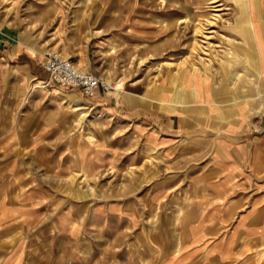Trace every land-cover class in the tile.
<instances>
[{
    "label": "crops",
    "instance_id": "1",
    "mask_svg": "<svg viewBox=\"0 0 264 264\" xmlns=\"http://www.w3.org/2000/svg\"><path fill=\"white\" fill-rule=\"evenodd\" d=\"M245 4L247 25L240 39L246 45L237 55L221 59L213 70L184 71L141 100L130 96L123 104L114 95V101H105L107 114L122 121L120 139L65 137L61 123L38 120V101L11 121L3 112L9 102L2 99L11 90L0 86V264H31L30 246L42 242L40 232L47 222L76 241L78 201L71 197L70 207L63 209L68 198L62 180L115 164L117 154L128 157L129 141L141 148L164 149L169 157H184L189 169L179 224L182 248L160 264H193L198 257L204 258L199 264H264V0ZM6 55L5 60L32 72L30 53ZM79 68L98 73L89 53ZM17 78L24 83V75ZM100 97L102 92L89 98ZM32 129L39 132L30 139ZM31 149L39 156L33 161ZM169 189H152L153 203L169 195ZM139 208L126 203L110 211L94 209L92 224L100 225L102 218L104 237H111L114 228L126 237L128 227L138 222ZM112 217L118 219L117 227Z\"/></svg>",
    "mask_w": 264,
    "mask_h": 264
},
{
    "label": "rangeland",
    "instance_id": "2",
    "mask_svg": "<svg viewBox=\"0 0 264 264\" xmlns=\"http://www.w3.org/2000/svg\"><path fill=\"white\" fill-rule=\"evenodd\" d=\"M245 2L0 0V80H4L0 86L11 90L2 98L9 102L3 112L17 121L16 114L38 101L42 108L38 120L61 123L65 137L79 134L95 140L120 139L122 121L107 114L105 101H114V95L123 104L129 103L130 96L141 100L153 87L176 80L184 71L213 70L221 59L237 55L246 45L240 39V30L247 25ZM47 50L70 58L77 67L89 53L98 68L95 74L102 75L111 90L92 99L80 89L47 82L49 75L40 64ZM23 51L32 57V72L3 58L6 53ZM21 75L24 83L17 78ZM15 79L18 82L10 81ZM37 132L32 129L30 139ZM127 149L129 156L117 154L115 164L94 169L90 175L79 171L75 178L62 180L63 195L68 198L63 209L70 207L71 197L78 201L76 241L65 233L60 235L47 222L40 232L42 242L30 246L28 263L70 264L72 255L77 254L71 263L160 264L181 251V204L189 186L184 157H169L164 149L141 148L132 141ZM136 153L142 157H135ZM30 155L32 161L39 157L34 149ZM37 170L47 171L45 167ZM154 188H170V193L153 203L150 193ZM126 203L140 205L135 212L138 222L128 227L126 237L120 236L118 228L112 230L111 237H104L100 229L103 219L99 218L100 225L92 224L94 209L110 211ZM110 219L117 227L118 219ZM202 261L204 258L198 257L192 263Z\"/></svg>",
    "mask_w": 264,
    "mask_h": 264
},
{
    "label": "built area",
    "instance_id": "3",
    "mask_svg": "<svg viewBox=\"0 0 264 264\" xmlns=\"http://www.w3.org/2000/svg\"><path fill=\"white\" fill-rule=\"evenodd\" d=\"M44 57L40 64L49 75V83L80 89L88 97L111 90L102 75L80 69L70 58H64L53 50L45 51Z\"/></svg>",
    "mask_w": 264,
    "mask_h": 264
},
{
    "label": "bare ground",
    "instance_id": "4",
    "mask_svg": "<svg viewBox=\"0 0 264 264\" xmlns=\"http://www.w3.org/2000/svg\"><path fill=\"white\" fill-rule=\"evenodd\" d=\"M60 55V54H59ZM62 56V55H61ZM64 57V56H63ZM65 58V57H64ZM43 60H45V57H44V55H43ZM76 65V64H75Z\"/></svg>",
    "mask_w": 264,
    "mask_h": 264
}]
</instances>
